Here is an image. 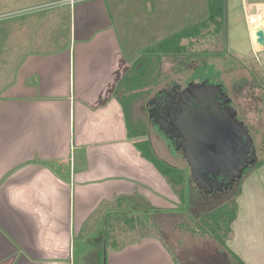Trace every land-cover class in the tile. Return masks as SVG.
<instances>
[{"label": "crops", "instance_id": "obj_1", "mask_svg": "<svg viewBox=\"0 0 264 264\" xmlns=\"http://www.w3.org/2000/svg\"><path fill=\"white\" fill-rule=\"evenodd\" d=\"M241 3L245 20L236 22L234 30L242 27L253 51L264 53L255 36L262 26L264 0ZM38 6L29 8H42ZM110 7L104 0L64 5L56 13L24 18L4 28L9 46L6 53L0 51V264H77L71 244L73 239L90 240L79 236L84 229L81 197H87L91 187V209L84 219L85 225L98 220L99 228L91 233L100 235L101 264H178L156 238L146 236L141 243L123 238L135 212L151 215L126 208L135 183L131 175L138 181L133 187L141 192L154 168L144 159L132 161L139 152L128 134L118 87L131 64L116 26L120 22H115ZM51 41L63 43L47 51ZM20 48L25 49L21 58ZM73 147L82 152L80 167L73 168L71 159L67 173L62 164ZM72 205L74 218L81 217L79 229ZM241 210L242 206L235 220V241L228 248L245 264H264L260 233L246 225L242 241L237 232L244 225ZM250 249L263 252V258L246 260L243 251ZM87 255H82L81 264Z\"/></svg>", "mask_w": 264, "mask_h": 264}, {"label": "rangeland", "instance_id": "obj_2", "mask_svg": "<svg viewBox=\"0 0 264 264\" xmlns=\"http://www.w3.org/2000/svg\"><path fill=\"white\" fill-rule=\"evenodd\" d=\"M64 1L0 0L2 36L0 51L6 53L9 46L5 38L7 31L4 28L9 27L11 22L35 15L56 13L66 8H63L64 5L61 3ZM106 1L111 4L113 19L115 22H120L116 26L118 32L123 33L120 40L131 67L143 61L146 51L154 49L156 44L187 28L196 26L200 28L197 37L182 42V51L175 54H160L161 59L155 73L147 81L148 85L139 90L137 98L133 100L131 123L134 127H143L145 137L131 139L134 148L139 152L136 157L132 156V161L146 160L135 143L148 140L155 155L181 172L182 184L175 185L146 160L153 166L151 168H154V171L148 172L146 184H141V187L144 186V191L141 192L133 187L138 181L134 180L135 175H131L130 182L135 183L131 184L132 200L126 208L130 211L136 208L147 210L151 215L135 212L138 215L132 216L131 221H128L131 230L123 238L138 243L144 242L146 236L156 238L170 250L172 258L178 264H231L227 254L220 250L218 242L212 236L203 234L199 226H205L201 223L203 214L237 202L238 212L242 206L241 221L244 223L238 226L240 239L242 238L243 241V234L248 230L247 226L259 232L258 236L264 238V53L261 50L253 51L242 27H239L240 31L234 30L236 22L242 23L245 20L241 0H227L226 22L221 17L211 14L208 0H104ZM85 2L87 1L81 3ZM34 5H42V8L36 10L29 8ZM233 31L238 34L235 35ZM51 42L47 44V51L63 43ZM24 52L25 49L20 48V58ZM213 82L230 99L228 105L236 112L237 121L248 129L253 139L254 152L251 155L255 162L229 189L223 188L221 191L207 193V190L198 189L196 183L192 181L185 153L174 156L166 141L155 132L148 120L147 106L161 91H170L175 87L182 90L188 83L199 85L198 83L214 84ZM119 93L123 95L124 89H120ZM72 128L74 129V119H72ZM72 133L71 141L74 144V132ZM81 157V150H75L73 147L69 159L62 164L67 173L71 168V159L72 167L79 169ZM84 161L81 160L82 165H86ZM49 167L53 170L52 173L56 171L53 164ZM91 189L92 187L89 188L87 197H81L83 209L80 211H83L81 217L84 229L83 234L79 236L85 240L90 236V240L86 242L80 238L74 242L73 239L71 244L72 259H75L77 264H81L80 259L85 253L88 255L86 258L83 257V264L103 262L102 249L97 250L100 246L97 244L100 235L91 233L94 228H99L98 220H88L85 225L86 219H84L86 211L91 209V204L87 200L93 195ZM73 198L74 195L72 197L74 204ZM73 208L72 205V218H74ZM156 211L160 213H155ZM81 217L74 218L77 229L80 227ZM123 225L125 224H118L115 227L121 228ZM234 225L235 221L232 224V233L226 239L227 246L230 241H235ZM45 238L50 241V234ZM243 253L246 255L245 259L250 258L251 262L256 261L255 258H263L261 257L263 252L252 253L251 249L244 250Z\"/></svg>", "mask_w": 264, "mask_h": 264}, {"label": "water", "instance_id": "obj_3", "mask_svg": "<svg viewBox=\"0 0 264 264\" xmlns=\"http://www.w3.org/2000/svg\"><path fill=\"white\" fill-rule=\"evenodd\" d=\"M261 25L255 32V36L256 43L264 47V8L261 14ZM187 90L192 92L191 98L195 102L192 105L194 107L190 105L188 111L186 109L178 117L180 131L187 142L185 158L191 167L193 179H199L200 183H204V185L199 184L201 189L207 190V193L221 191L225 185L214 182L215 177L227 173L236 163L237 142L241 140L246 147V141V144L253 148V139L248 129L235 119L236 112L226 107L230 99L225 96L219 86L195 84L189 86ZM211 101H214L213 104ZM216 103L218 105H215ZM214 106L224 108L216 111L213 110ZM221 112L227 116V121L222 120ZM253 150L254 148L252 152ZM250 158L252 159L250 165H253L255 160L252 156ZM247 168L246 163L234 173L232 178L236 180L241 178Z\"/></svg>", "mask_w": 264, "mask_h": 264}, {"label": "trees", "instance_id": "obj_4", "mask_svg": "<svg viewBox=\"0 0 264 264\" xmlns=\"http://www.w3.org/2000/svg\"><path fill=\"white\" fill-rule=\"evenodd\" d=\"M208 4L210 12L213 16L221 17L224 22L227 21V0H208ZM199 34V27L196 26L187 28L184 31L173 35L169 39L156 44L154 49L146 51V57H144L143 61L135 63L127 75L122 78L119 84L120 86L118 87H120L119 90L122 88L124 89V93L121 95L120 100L126 117V124L130 139L145 137L144 128L137 126L134 127L131 123L132 103L133 100L137 98L138 91L144 89L146 85H148L147 81L150 80L152 75L155 73L156 67L161 59L160 56L165 54H175L182 51V42L186 39L197 37ZM135 146L142 152L143 157L154 165V167L164 177L170 179V181L175 185L182 184L181 172L155 155L148 140L136 142ZM237 217V202L224 205L216 210L203 214L201 217L203 219L201 223L202 226L204 224L207 227L199 226V229L203 234L212 236L218 242L220 250L227 254L228 260L231 264H245L243 260L236 253L232 252L226 245V239L232 233V224ZM207 228H209V230Z\"/></svg>", "mask_w": 264, "mask_h": 264}, {"label": "flooded vegetation", "instance_id": "obj_5", "mask_svg": "<svg viewBox=\"0 0 264 264\" xmlns=\"http://www.w3.org/2000/svg\"><path fill=\"white\" fill-rule=\"evenodd\" d=\"M198 84L199 86H211V84H206V83L205 84L198 83ZM193 85L195 84L188 83L187 87L182 90L180 88L175 87L170 91H161L158 94H156L155 98H153L147 106L148 120L150 124L153 126L155 132L158 135L162 136V138L166 141L174 156L178 153H185V147L187 142L184 136L182 135V131H180L178 117L182 113H184L186 109L188 111V107L190 105L192 106L193 102H195L191 98L192 92L187 90L189 86H193ZM212 85L215 86V83ZM213 102L214 101H211L212 104ZM215 105H218V103H216ZM226 107L230 109L228 104L226 105ZM223 108H218L214 106L213 110L218 111L219 109L221 110ZM220 115L222 120L225 121L228 120L227 116L223 115L222 112L220 113ZM245 145L246 147L243 146V142L241 140L237 142L238 159L236 163L227 173L219 175L214 179L215 180L214 182L225 185L224 189L225 188L229 189V187H231L233 182L236 180L235 178H232L234 177V173L236 171H239V169L242 168L246 163L248 164V167L251 166L250 162L252 159L250 157L252 156L251 154L253 148L252 146L249 147L246 144V141H245ZM188 168L191 173V167L189 164H188ZM191 179L193 182L196 183L198 189H201L199 187V184L204 185V183H200L199 179L194 180L192 177V173H191Z\"/></svg>", "mask_w": 264, "mask_h": 264}, {"label": "built area", "instance_id": "obj_6", "mask_svg": "<svg viewBox=\"0 0 264 264\" xmlns=\"http://www.w3.org/2000/svg\"><path fill=\"white\" fill-rule=\"evenodd\" d=\"M83 1H88V0H65L64 2H61L63 5H69V6H74L80 2Z\"/></svg>", "mask_w": 264, "mask_h": 264}]
</instances>
